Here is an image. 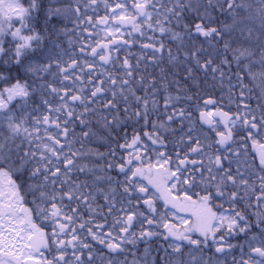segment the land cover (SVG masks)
Masks as SVG:
<instances>
[{
    "label": "snow or ice",
    "instance_id": "1",
    "mask_svg": "<svg viewBox=\"0 0 264 264\" xmlns=\"http://www.w3.org/2000/svg\"><path fill=\"white\" fill-rule=\"evenodd\" d=\"M0 264H264V0H0Z\"/></svg>",
    "mask_w": 264,
    "mask_h": 264
},
{
    "label": "trees",
    "instance_id": "2",
    "mask_svg": "<svg viewBox=\"0 0 264 264\" xmlns=\"http://www.w3.org/2000/svg\"><path fill=\"white\" fill-rule=\"evenodd\" d=\"M127 38H128V37L126 36L125 39H127ZM131 51H133V52H138L139 49H138V47H133V48L131 49ZM102 151H103V149H102ZM232 243H234V244L243 243V237H240V238H238V239H236V240H233ZM237 255H238V253H237Z\"/></svg>",
    "mask_w": 264,
    "mask_h": 264
}]
</instances>
